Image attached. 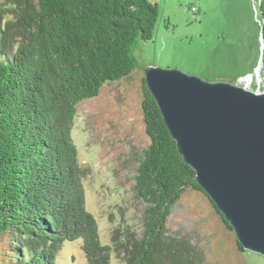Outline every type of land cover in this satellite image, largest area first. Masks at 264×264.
Instances as JSON below:
<instances>
[{"label":"trees","instance_id":"16d2710c","mask_svg":"<svg viewBox=\"0 0 264 264\" xmlns=\"http://www.w3.org/2000/svg\"><path fill=\"white\" fill-rule=\"evenodd\" d=\"M0 12V264H57L78 238L85 264H111L113 251L125 264H204L192 235L168 226L185 194L203 193L233 228L178 152L144 74L139 232L117 228L102 244L71 134L80 101L140 69L135 51L155 34V0H6ZM260 12L264 44V0Z\"/></svg>","mask_w":264,"mask_h":264},{"label":"rangeland","instance_id":"374dc122","mask_svg":"<svg viewBox=\"0 0 264 264\" xmlns=\"http://www.w3.org/2000/svg\"><path fill=\"white\" fill-rule=\"evenodd\" d=\"M5 1L0 0V8ZM155 2L159 8L155 34L135 51L140 69L104 84L96 97L80 101L74 117L71 134L82 166L86 209L97 220L102 244H112L117 228L131 225L139 232L143 224L145 205L133 187L139 152L149 143L140 102L146 66L178 67L231 82L252 74L249 87L264 90L260 0ZM182 204L170 216L169 229L192 235L206 254L204 264H264L263 255L238 248L234 232L203 193H186ZM85 262L81 239L59 248L57 264ZM111 264L125 263L113 251Z\"/></svg>","mask_w":264,"mask_h":264},{"label":"water","instance_id":"95a60500","mask_svg":"<svg viewBox=\"0 0 264 264\" xmlns=\"http://www.w3.org/2000/svg\"><path fill=\"white\" fill-rule=\"evenodd\" d=\"M143 72L198 183L244 249L264 256V90L249 87L252 74L231 82L178 67L148 65Z\"/></svg>","mask_w":264,"mask_h":264}]
</instances>
